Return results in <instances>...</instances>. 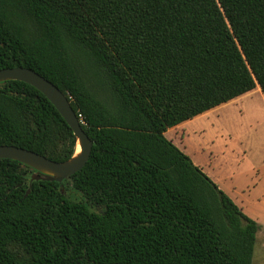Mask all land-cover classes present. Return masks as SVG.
Here are the masks:
<instances>
[{
  "label": "trees",
  "instance_id": "16d2710c",
  "mask_svg": "<svg viewBox=\"0 0 264 264\" xmlns=\"http://www.w3.org/2000/svg\"><path fill=\"white\" fill-rule=\"evenodd\" d=\"M13 66L52 81L93 145L61 183L0 158L1 264H252L258 223L164 133L264 98V0H0ZM75 140L39 90L0 82V145L63 161Z\"/></svg>",
  "mask_w": 264,
  "mask_h": 264
},
{
  "label": "rangeland",
  "instance_id": "374dc122",
  "mask_svg": "<svg viewBox=\"0 0 264 264\" xmlns=\"http://www.w3.org/2000/svg\"><path fill=\"white\" fill-rule=\"evenodd\" d=\"M165 136L258 223L252 264H264V98L260 90L169 128Z\"/></svg>",
  "mask_w": 264,
  "mask_h": 264
},
{
  "label": "water",
  "instance_id": "95a60500",
  "mask_svg": "<svg viewBox=\"0 0 264 264\" xmlns=\"http://www.w3.org/2000/svg\"><path fill=\"white\" fill-rule=\"evenodd\" d=\"M7 80L23 81L44 94L68 123L76 140L73 154L63 161L51 160L32 150L15 145H0V158L17 160L32 168L34 172L31 173L30 180L45 179L61 183L64 179H69L88 160L93 141L82 128L68 97L52 81L28 67L0 68V82ZM77 144L79 152L75 153ZM28 191L29 189L26 193Z\"/></svg>",
  "mask_w": 264,
  "mask_h": 264
},
{
  "label": "bare ground",
  "instance_id": "6f19581e",
  "mask_svg": "<svg viewBox=\"0 0 264 264\" xmlns=\"http://www.w3.org/2000/svg\"><path fill=\"white\" fill-rule=\"evenodd\" d=\"M78 152H79V145L77 144L75 148V153H78Z\"/></svg>",
  "mask_w": 264,
  "mask_h": 264
},
{
  "label": "built area",
  "instance_id": "2783aa9c",
  "mask_svg": "<svg viewBox=\"0 0 264 264\" xmlns=\"http://www.w3.org/2000/svg\"><path fill=\"white\" fill-rule=\"evenodd\" d=\"M79 120H80V122H83V121L81 120V115H79Z\"/></svg>",
  "mask_w": 264,
  "mask_h": 264
},
{
  "label": "crops",
  "instance_id": "0c3cea01",
  "mask_svg": "<svg viewBox=\"0 0 264 264\" xmlns=\"http://www.w3.org/2000/svg\"><path fill=\"white\" fill-rule=\"evenodd\" d=\"M166 132V131H165ZM165 134V133H164Z\"/></svg>",
  "mask_w": 264,
  "mask_h": 264
}]
</instances>
